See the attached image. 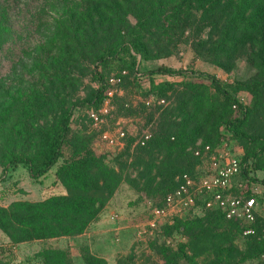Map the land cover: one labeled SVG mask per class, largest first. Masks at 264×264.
I'll return each instance as SVG.
<instances>
[{"label":"trees","instance_id":"1","mask_svg":"<svg viewBox=\"0 0 264 264\" xmlns=\"http://www.w3.org/2000/svg\"><path fill=\"white\" fill-rule=\"evenodd\" d=\"M194 10L201 12L204 21H210L212 29L218 30L220 34L209 52L218 55V59L224 56L231 60L232 53L249 48V61L258 70V81H236L230 84L213 75L175 70L164 65L151 70L140 68L141 62L152 60L146 39L153 29L163 25V17L166 16L168 20L181 18L184 14L189 16ZM54 12L58 13L56 18L52 16ZM129 17L134 19L133 24L127 22ZM52 19L56 22L55 34L48 42L37 44V36ZM104 34L114 41L111 45H103ZM210 42L201 41L199 48L207 47ZM34 44L38 46L33 48ZM88 58L93 60L94 80L98 88L87 93L86 98L71 103L69 108H65V102H58L57 93L47 91H30L13 100L14 103L6 112L9 125L0 119V136L6 137L4 131L8 127L13 133L11 141L8 138L5 140L12 149L3 169L4 177H11L12 173L23 167L32 179L39 180L45 178L59 164L65 149L72 145L70 136L74 111L84 107L97 108L104 102L109 86L103 68L118 61L121 63V70H127L135 80L144 76L151 79L165 75L183 76L182 86L190 92L186 102H180L172 116L161 117V125L163 123L170 127V131L153 133L152 140L146 146L135 149V166L144 167L140 178L147 185L155 182L156 177L161 178L154 184V189L149 187L150 197L162 198L157 199L160 200L157 204L159 208L164 206L166 196L179 186V176L174 177L171 172V165H174L172 163L177 164L185 157H192L200 163L193 155L195 150L205 146L216 148L223 144H219L218 138L212 143L206 139L205 144L196 146V142L206 134V128H211L216 133L221 125H225L234 140L250 146L244 155L236 153L243 166L238 179H242L248 186L258 182L256 173L264 171V135L253 137L244 130L248 119L261 109L264 101V0H0V77L6 68L14 69L25 60H31L35 70H39L41 74L40 81L45 80L46 85L49 74L55 73V77L62 73L70 76ZM127 77L128 75L124 79ZM194 78L199 81L206 79L216 92V97H206L204 88L198 86L193 81ZM48 85L54 87L50 82ZM174 86L171 83L153 84L144 96H164ZM243 91L253 95L255 105L252 108L244 105L236 96ZM54 100L60 107L55 123L39 135L35 149H31L32 145H29L27 149L15 151L14 147L17 145H13L12 141L15 140L18 124L44 119L55 107ZM233 108L238 114L235 118L228 119L227 116L233 112ZM218 136L221 137L222 134L219 133ZM129 149L127 144L123 153ZM28 151L32 154H28ZM73 152L55 173L56 180L67 189L68 195L50 200L47 208L64 204L63 207L73 209L77 214L71 215L77 218L76 224H79L81 232L87 222L97 219L114 195L120 177L115 169L86 147L76 148ZM161 155L165 157L158 164ZM153 169L157 170L156 177L151 176ZM261 183L264 185V181ZM256 199L258 202L257 197ZM71 215L65 213L64 220L59 219L57 214L54 216L63 222L61 224H65V220ZM30 217L31 222L28 224L34 228L40 225V220L49 221L45 213H36ZM23 224L25 225L21 223L18 226L22 227ZM67 224L70 223L67 221ZM0 228L6 234L9 233L1 219ZM26 229L20 230L23 239H34L29 228ZM246 230H253L254 233L244 235ZM261 230L257 217L255 223L247 224L244 221L227 220L222 211L214 210L201 211L198 215L176 220L171 226L164 225L157 235L162 231L165 237H170L172 233L178 232L188 238V242L179 245L176 251L170 252L165 247L160 250L164 264H198L195 260L198 246L210 251V258L205 264H244L254 259L264 262V235ZM8 235L13 239L12 234ZM237 235H244L243 238L247 239V249L243 252L227 246ZM188 250L191 255H188ZM41 256L44 264H72L69 251H50ZM81 258L85 264H106L87 249L82 250Z\"/></svg>","mask_w":264,"mask_h":264},{"label":"rangeland","instance_id":"2","mask_svg":"<svg viewBox=\"0 0 264 264\" xmlns=\"http://www.w3.org/2000/svg\"><path fill=\"white\" fill-rule=\"evenodd\" d=\"M57 14L54 12L53 18H56ZM127 22L133 24L134 19L129 17ZM55 29L56 22L52 19L50 24L37 36V44L48 42L55 34ZM219 36L218 30L214 31L210 26V21H204L201 12L194 10L189 16L184 14L181 18L174 17L170 20L165 16L163 25L148 34L146 44L152 60L141 62L140 68L151 70L164 65L175 70L213 75L222 82L230 84L236 81L244 83L258 81L260 78L258 70L253 68L249 61L251 59L249 48L232 53L231 60L224 56L218 59V55L209 52ZM102 37L103 40L105 39L104 46L114 42L108 39L107 34ZM203 40L211 42L206 45L207 47L199 48V44ZM37 46L34 44L33 48ZM138 61L140 62V57H138ZM81 63L78 70L70 76H66L64 73L58 77L54 76L55 73L49 74L46 85L44 84L45 80L41 79L40 81L41 74H39V70H35L31 60H25L14 69L5 67L6 69L3 70L0 77V119L8 124L10 120L7 119L6 112L14 103L13 100L30 91L33 93H45L46 91L52 94L57 93L58 102H65L66 109L74 101L86 98L87 93L98 88V84L94 80L92 58ZM103 69L107 78L124 71L128 73V77L118 87L120 92L115 93L111 101L113 113L105 119L106 125L97 130L88 116L91 107L76 109L71 123L72 145L65 149L64 157L45 178L34 180L23 167L12 173L11 177L3 176V169L9 160V151L12 149V146L5 143V140L8 138L11 141L13 135L9 130V124L5 123V126L8 127L4 131L6 137L0 136V219L9 232L8 234L13 235V239L0 228V264H44V258L41 255L50 251H69L72 264H85L81 258L83 249H87L92 255L103 259L106 264H164L163 254L160 251L163 247L173 252L178 249L179 245L188 242V238L184 234L174 232L170 237H165L162 233L163 230L154 237L141 239L137 236L135 226L146 223L151 212L155 208H159L157 204L162 198L160 199V196L158 198L150 197L149 187L154 189L156 187L154 184L161 178L156 177V169H153L151 173L152 177H156L155 182H152L151 185H147L145 180L140 178L144 167L135 166L137 150L132 148L143 129L151 128L153 133L170 131V127L163 123L161 125V117L163 115L165 117L172 116L178 104L186 102L185 99L190 92L185 86H182L184 77L165 75L155 76L151 79L149 76H144L135 80L134 77H130L127 70H121L122 66L118 61ZM194 79L193 81L198 86L201 85L204 88L206 97H216V92L206 79L202 78L200 81ZM49 82L54 87L48 85ZM164 83L175 84L174 88L164 96L154 95L160 101H164L165 106L153 103L151 107H147L144 103V93L150 91L153 84ZM236 96L249 108L255 105L254 97L249 92H238ZM53 105L55 107L44 119L18 124L14 134L15 140L12 141L13 145H17L14 147L15 151L27 149L26 147L29 145H32L31 149H35L39 135L43 134L46 128L52 126L60 114V107L55 100ZM237 114L238 112L233 108V112L227 118H235ZM177 121L180 120L177 119ZM118 123H125L128 132L127 144L130 149L124 153L103 144L100 138L102 132L115 129ZM205 131L206 134L196 142V146L205 144L206 139L212 143L219 138V144L227 143L235 153L241 156L250 149V146L245 142L234 140L225 125H221L216 133L212 132L211 128H206ZM244 131L253 137L264 135V101L261 104V109L248 119ZM219 133L222 134L221 137L218 136ZM26 137L32 138L28 140L25 139ZM83 146L115 169L120 181L114 195L103 207L97 219L87 222L79 232V224H76L77 218L71 215L76 213L73 212V209L63 207L64 204L48 209L47 203L68 195L67 189L56 180L55 173L64 160L71 157L74 149ZM28 154H32L31 151ZM164 157L161 155L157 163L159 164ZM172 164L174 165H171V172L174 177L200 178L210 172L209 165L201 164L193 160L192 157H185L177 164L176 162ZM255 177L258 182L246 186L247 196L258 198L257 224L264 235V185L261 183L264 181V171L257 172ZM237 181L245 183L242 179ZM36 213H45L49 221L40 220V225H36V228L30 226L28 224L31 222L30 216ZM65 213L71 216L65 220V224H61L63 222L57 220L54 215L57 214L59 219L64 220ZM113 214L119 215L116 222L111 220ZM21 223H25V225L18 226ZM13 227H15L14 231ZM26 227L29 228L34 239H23L20 230L26 229ZM243 237L244 235H237L227 246L239 252L245 251L247 239ZM189 252L188 250V255H191ZM196 255V262L205 264L210 258V251L198 246ZM244 264H264V262L254 259Z\"/></svg>","mask_w":264,"mask_h":264},{"label":"built area","instance_id":"3","mask_svg":"<svg viewBox=\"0 0 264 264\" xmlns=\"http://www.w3.org/2000/svg\"><path fill=\"white\" fill-rule=\"evenodd\" d=\"M126 71L112 75L107 80L109 89L104 102L97 108H90L88 116L92 125L100 130L106 125L105 119L113 113L111 101L118 91ZM144 103L151 107L153 103L165 106L151 95L145 98ZM101 141L113 150L123 152L127 147L128 132L125 123H118L115 129L101 133ZM153 138L151 128L143 129L138 135L132 148L144 147ZM195 158L200 163L210 166L208 175L200 178L178 177V188L166 196L164 206L155 208L149 219L143 225L135 226L139 238L154 237L164 225H173L176 220L198 215L201 211L220 210L227 220L244 221L253 224L256 221L258 202L254 196H247V184L238 182L243 166L241 159L227 143L216 148L205 146L194 151ZM119 215L113 214L111 220L116 222ZM253 230H246L244 235L253 234Z\"/></svg>","mask_w":264,"mask_h":264}]
</instances>
